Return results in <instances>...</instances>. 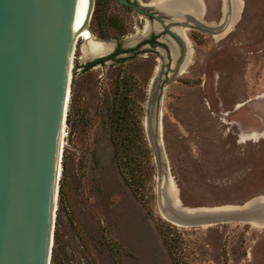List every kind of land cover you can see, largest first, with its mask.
I'll list each match as a JSON object with an SVG mask.
<instances>
[{"label":"rangeland","instance_id":"1","mask_svg":"<svg viewBox=\"0 0 264 264\" xmlns=\"http://www.w3.org/2000/svg\"><path fill=\"white\" fill-rule=\"evenodd\" d=\"M204 1L205 20L217 24L224 0ZM242 1L239 21L229 32L186 28L194 56L189 62L185 47L181 65L185 44L170 32L157 35L164 42L92 67L96 58H82L79 40L52 264H264V220L255 226L232 211L203 213L200 219L176 212L184 222L176 225L164 216L171 205L167 198L165 207L160 204L165 187H159L151 141L158 137L161 112L163 148L184 206H242L264 196V136L244 139L264 132V0ZM167 16L172 25L176 19ZM144 23L141 13L118 0H95L89 27L131 50L161 28L156 22L151 34H138ZM157 68L160 92L152 112L149 88L154 76L157 82ZM140 135L153 166L144 182V171L131 169L126 148L117 142ZM251 216L258 221L263 209L253 205ZM208 223L213 225L205 227Z\"/></svg>","mask_w":264,"mask_h":264},{"label":"water","instance_id":"2","mask_svg":"<svg viewBox=\"0 0 264 264\" xmlns=\"http://www.w3.org/2000/svg\"><path fill=\"white\" fill-rule=\"evenodd\" d=\"M118 1L141 13L145 23L159 22V31L167 28L182 44L173 31L175 27L196 25L215 34L225 27L221 20L218 26L187 19L168 25L167 14L154 13L155 8H145L140 0ZM203 3L206 11L204 0ZM94 6L95 0H0V264H49L51 259L53 217L60 193L59 134L65 112L71 39L83 24L90 23ZM144 39H137L129 47H137ZM113 41V50L94 60L113 54L123 42ZM184 60L185 46L180 65ZM159 75L158 72L157 82L149 88L152 112L160 92ZM159 114L158 137L151 141L160 166L159 187H165L160 191V201L165 207L167 198L171 205L164 216L169 219L177 213L191 215L187 208L193 207L183 205L174 187ZM253 200L242 205L245 212L230 213L251 215L253 204L247 205ZM192 215L204 217L202 213Z\"/></svg>","mask_w":264,"mask_h":264},{"label":"bare ground","instance_id":"3","mask_svg":"<svg viewBox=\"0 0 264 264\" xmlns=\"http://www.w3.org/2000/svg\"><path fill=\"white\" fill-rule=\"evenodd\" d=\"M140 2L142 6H144L145 8H159L164 13L175 18L176 20H184V19L192 20V21L197 20L198 22H201L202 24H205L208 26H218L215 21L207 22L205 20L206 11L204 9L203 0H149L147 2L140 0ZM242 9H243L242 0H224L223 1L224 15L222 16V19H221V22L225 24L224 25L225 29L222 31L223 33L229 32L230 30L233 29V26L237 23V21H239ZM152 27H153L152 24L149 21H147L144 25V28L141 27L143 29L138 30V34H141V33L146 34L147 32L151 30ZM173 30L176 33V35L185 44L187 57L189 59V62H191L194 56V48H193L192 40L189 37V34L187 32V29L184 27H175L173 28ZM146 37L148 38L149 36L147 35ZM141 38H145V36ZM80 39L83 40L81 49L83 52L82 58L84 60H87L90 58H97V57L106 55L112 51L115 45L113 41H108V40H104V39L97 37L96 33H94L93 30H91V28L89 27V24H83V26L74 34V36L71 39V46H70V51H69V62H68L65 112H64L63 120H62L61 127H60V134H59L58 161H61V165L58 168L59 186H60V182L62 181V177H63V158H64L65 143H66L65 137L67 134V127H68L67 119H68L69 107H70L71 96H72V83L74 79V67H75V61H76V53H77V50L79 49L78 44H80L79 43ZM170 42L173 43L174 41L172 42V40L170 39ZM126 45H127V41H126ZM172 54L175 57V59H177L178 50H177V45H175V43L172 45ZM159 70L160 69L157 68L156 72L158 73ZM152 83L153 84L151 86H153L156 83L155 79ZM242 105L243 104L240 103L238 107ZM263 136H264V132H256L252 134V136L250 137L245 135L244 139L252 138L255 140H259ZM174 187L176 188L177 186L174 185ZM59 196H60V193H59ZM251 204L258 205L260 208L263 209V216L260 219H258V221L256 219H252V216L249 214L245 215L247 219L251 220V223L253 225L257 226L259 221L264 220V196L255 198L251 203H248L247 206H251ZM58 208H59V197H58V202L55 207V213L53 217V244H52V251H51L52 254H51V259L49 261V264H52L53 249L55 246V229H56ZM244 208L245 207H242V206L227 205L224 207L218 206V207H205V208H187V211L190 212L191 214L198 215L201 213L202 214L207 213L210 215V214H219L220 212L224 210L245 212L246 210ZM169 219L168 220L170 222L176 225L184 224L183 221H180L181 223H179V220L174 215H171ZM187 222L189 223V221ZM208 222H211V221H208ZM211 225L213 224L208 223V224H205L204 226L208 227Z\"/></svg>","mask_w":264,"mask_h":264},{"label":"trees","instance_id":"4","mask_svg":"<svg viewBox=\"0 0 264 264\" xmlns=\"http://www.w3.org/2000/svg\"><path fill=\"white\" fill-rule=\"evenodd\" d=\"M146 42L154 43L155 40H147ZM144 42V43H146ZM137 48L131 49V50H124V48L119 47L117 52H114L113 54L103 57L100 59H97L95 61H92L88 64V67H92V65H95L98 61H106L109 58L115 57L117 53L125 52V51H135ZM73 86V85H72ZM118 145H120L127 150V154L125 155V161L128 162V164L133 167L131 169H137V171H144L143 176L141 177L142 182H144L147 178V176L153 175L152 174V158H151V151L148 147L147 141L143 135H140L138 137L133 136H126L125 139H122V141H117ZM139 149L138 154H134V149ZM145 165V166H144ZM137 181H140L137 179Z\"/></svg>","mask_w":264,"mask_h":264},{"label":"flooded vegetation","instance_id":"5","mask_svg":"<svg viewBox=\"0 0 264 264\" xmlns=\"http://www.w3.org/2000/svg\"><path fill=\"white\" fill-rule=\"evenodd\" d=\"M206 13H207V8H206ZM153 19H154V17H152ZM155 20H156V18H155ZM159 23V22H158ZM161 25V24H160ZM169 32V30L167 29V28H163V30L161 29V31H159L158 33H156L155 32V34L154 35H152V37L151 38H149L148 40H155V41H157V40H162V38L160 39V38H158V34L160 35V36H162V35H164V34H169L168 33ZM163 41V40H162ZM164 42V41H163ZM147 43V42H146ZM148 43H150L151 44V42H148ZM166 43V42H165ZM143 44H145V43H143ZM143 44L142 45H140V46H138L137 47V49H139L140 47H142L143 46ZM120 47V49L122 48L121 47V45L119 46ZM119 47H118V49H119ZM117 49V50H118ZM117 50L115 51V52H117ZM136 51V50H135ZM123 53H125V52H120V53H117L116 55H115V57H112V58H109V59H111V60H113V59H116V58H118L119 57V55H121V54H123ZM108 60V59H107ZM106 60V61H107ZM93 61H95V60H93ZM106 61L104 60V61H98L96 64H103V63H106ZM95 64V65H96ZM92 66H94V65H92Z\"/></svg>","mask_w":264,"mask_h":264}]
</instances>
